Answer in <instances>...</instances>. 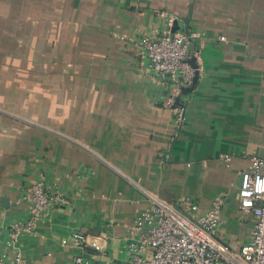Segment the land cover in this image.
I'll return each mask as SVG.
<instances>
[{
    "label": "crops",
    "instance_id": "obj_1",
    "mask_svg": "<svg viewBox=\"0 0 264 264\" xmlns=\"http://www.w3.org/2000/svg\"><path fill=\"white\" fill-rule=\"evenodd\" d=\"M168 27L199 35L181 123L137 43ZM252 155L264 157V0H0V256L41 171L72 203L15 246L37 264H127L147 193L203 211L226 193L216 234L238 249L257 219L239 196ZM73 231L86 249L62 246Z\"/></svg>",
    "mask_w": 264,
    "mask_h": 264
},
{
    "label": "built area",
    "instance_id": "obj_2",
    "mask_svg": "<svg viewBox=\"0 0 264 264\" xmlns=\"http://www.w3.org/2000/svg\"><path fill=\"white\" fill-rule=\"evenodd\" d=\"M167 18L172 24L174 16ZM198 36L196 31L172 33L168 27L137 39L143 65L153 78L167 85L168 104L174 107L179 123L184 120L183 89L192 85L197 69L190 58L199 57L198 52H189L188 45ZM23 189L31 202L28 214L9 226L6 242L14 250L0 256V264H37L15 246L23 237L35 235L40 223L72 203L59 187L47 184L43 171L25 183ZM147 195L151 209L138 217L124 237L127 264H264V157L252 155L249 168L241 172L240 207L254 213L257 219L249 238L238 249L231 248L216 234L223 223L226 193L217 195L207 211L189 197L174 202L153 193ZM89 243V236L81 231H73L61 242L64 247L80 249H86ZM65 264L92 263L84 254H77Z\"/></svg>",
    "mask_w": 264,
    "mask_h": 264
},
{
    "label": "water",
    "instance_id": "obj_3",
    "mask_svg": "<svg viewBox=\"0 0 264 264\" xmlns=\"http://www.w3.org/2000/svg\"><path fill=\"white\" fill-rule=\"evenodd\" d=\"M171 32L174 33L175 31L172 30ZM188 49H189V52L191 50L192 51H196V52L199 51V48L197 47L195 42L190 43L188 45ZM190 63L192 64V66H194L197 69L195 71V76L193 78V84L191 86H189V87H185L183 89V92H188V91L192 90L194 88V86L197 84V81H198V78H199V69H198V63H197V56L196 55H192V57L190 58Z\"/></svg>",
    "mask_w": 264,
    "mask_h": 264
}]
</instances>
